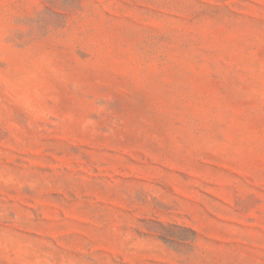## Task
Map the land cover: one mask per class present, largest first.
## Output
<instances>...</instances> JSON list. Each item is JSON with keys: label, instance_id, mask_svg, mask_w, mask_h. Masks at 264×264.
Here are the masks:
<instances>
[{"label": "rangeland", "instance_id": "1", "mask_svg": "<svg viewBox=\"0 0 264 264\" xmlns=\"http://www.w3.org/2000/svg\"><path fill=\"white\" fill-rule=\"evenodd\" d=\"M0 264H264V0H0Z\"/></svg>", "mask_w": 264, "mask_h": 264}]
</instances>
